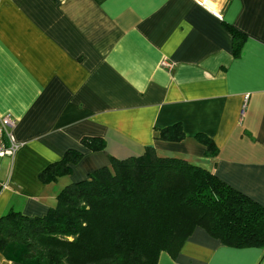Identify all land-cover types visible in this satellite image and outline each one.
I'll list each match as a JSON object with an SVG mask.
<instances>
[{
  "label": "crops",
  "instance_id": "crops-1",
  "mask_svg": "<svg viewBox=\"0 0 264 264\" xmlns=\"http://www.w3.org/2000/svg\"><path fill=\"white\" fill-rule=\"evenodd\" d=\"M227 25L244 35L237 54ZM4 115L20 146L0 158V215H43L108 155L146 146L264 205V0H0ZM174 125L182 139L157 138ZM88 136L104 149L91 150ZM69 149L82 153L70 173L42 182ZM0 264L21 263L0 252ZM157 264H264V249L228 246L197 227Z\"/></svg>",
  "mask_w": 264,
  "mask_h": 264
},
{
  "label": "trees",
  "instance_id": "trees-1",
  "mask_svg": "<svg viewBox=\"0 0 264 264\" xmlns=\"http://www.w3.org/2000/svg\"><path fill=\"white\" fill-rule=\"evenodd\" d=\"M237 54L244 35L227 25ZM179 125L157 138L180 140ZM196 138L208 154L217 148ZM91 150L102 138L84 137ZM82 153L69 149L39 174L48 183L67 175ZM109 163L61 188L43 215L14 209L0 215V252L21 264H157L162 252L175 256L195 228L232 247L264 249V205L220 180L213 171L153 146Z\"/></svg>",
  "mask_w": 264,
  "mask_h": 264
},
{
  "label": "built area",
  "instance_id": "built-area-1",
  "mask_svg": "<svg viewBox=\"0 0 264 264\" xmlns=\"http://www.w3.org/2000/svg\"><path fill=\"white\" fill-rule=\"evenodd\" d=\"M162 65L169 68L171 63L163 60ZM14 125L15 121L9 115L0 117V158L3 156H13L20 146V142L15 140L10 131V128Z\"/></svg>",
  "mask_w": 264,
  "mask_h": 264
}]
</instances>
